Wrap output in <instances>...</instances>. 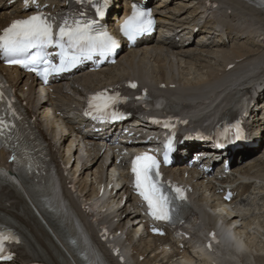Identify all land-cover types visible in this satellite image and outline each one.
Instances as JSON below:
<instances>
[{"label":"bare ground","instance_id":"1","mask_svg":"<svg viewBox=\"0 0 264 264\" xmlns=\"http://www.w3.org/2000/svg\"><path fill=\"white\" fill-rule=\"evenodd\" d=\"M208 1H210L209 4ZM157 13L160 15L159 20L164 21L168 29L171 30L190 22H194V25L203 22L235 34L230 36L232 43L228 46L219 43V39H216L215 42L219 44L215 46L191 47L189 44L183 45L182 42L179 46L174 42H161L157 45H151V49L150 46H147L141 51H133L126 58V62L136 66L133 69H136L139 76L146 81L153 78L152 81L172 82L179 87L181 93L186 90H200L216 92L218 96L233 95L239 97L238 95L241 94V96H247L248 99L261 101L264 97V12L240 0H161L157 5ZM186 33L185 29L180 32L181 36ZM165 46L168 49L163 54L161 50ZM139 53L141 56L138 58ZM150 62L153 64L151 68L148 67ZM143 68H145V72H143ZM131 70L118 66L112 70L110 75L101 78L95 74H82L76 78L75 85H79L85 90L92 89L101 83L114 82L122 76L136 74L132 73ZM243 77H247V79L241 83ZM46 103L48 107L54 104L48 100ZM75 103V100L74 102L71 100L63 102L64 105L72 106ZM34 105L35 102H33V107ZM259 105L263 106L262 103ZM58 106L61 105L58 104ZM48 107H44V113L49 111ZM262 113L264 114L263 111ZM52 121L56 123V119H52ZM51 126L52 123H47L46 128L49 131L47 129L45 131L50 132L54 139H58L57 136L68 131V124H60L57 132H54L53 129L51 132L49 129ZM256 129L263 133L264 122H258ZM261 138L264 139V136ZM259 145L256 146V149L259 148ZM86 153L87 157L94 163L99 161V158H95L97 151ZM65 155L66 159L61 158L62 160H67L69 149ZM243 155L244 153L239 154L241 158ZM245 155L247 156L245 163L239 164L236 169L252 180L254 179V183L258 180L259 184L252 191L254 194L252 197L250 196L251 203L258 205V207L257 212L254 208L250 209L251 207L242 208V212L225 211V222L227 224L236 223L237 226L233 232L241 235L237 236L239 240L246 237L245 241L248 243L246 244L243 240L244 245H240V242L236 241L235 251L237 255L230 252L227 256L233 260L230 264H264V241L259 239L260 236L264 239V234L261 233L264 231V215H262L264 213V158L262 156L264 157V155L254 158L256 155L253 157L249 151ZM240 157L238 160L241 159ZM237 161L235 163L238 164ZM86 162L87 159L81 163V175H79L76 183H71V180L75 179L73 175L66 178L67 189L76 185L80 192L85 194L91 192L92 183L88 186V191H85L86 179L82 177L84 174L92 173L91 168H85ZM99 166L100 164H98ZM98 167L96 166V168ZM103 177L102 172H100L94 179L97 178L101 181ZM208 187L210 188V186ZM248 187L250 186L248 185ZM242 188L246 190L247 186L244 185ZM242 195L243 193L240 196ZM212 198L217 202L220 200L215 193ZM250 214L253 216L248 217ZM258 240H260L259 243ZM157 242L159 241H147V244L152 246ZM171 247L173 249L169 255L166 256L167 251L160 248V254H156L155 257L148 256L146 260L157 264H170L171 261V264H204L203 259H201L203 256L200 255L195 258L196 262L193 263L186 257H181L173 245ZM134 251L135 260L144 252H138L137 249Z\"/></svg>","mask_w":264,"mask_h":264},{"label":"snow or ice","instance_id":"2","mask_svg":"<svg viewBox=\"0 0 264 264\" xmlns=\"http://www.w3.org/2000/svg\"><path fill=\"white\" fill-rule=\"evenodd\" d=\"M34 2V0H33ZM83 2V0H77ZM95 7V15L103 18L108 0H88ZM29 0H25V5ZM83 17V14H81ZM154 24L150 10L141 8L136 3L131 6V13L119 25L120 33L128 40L134 41L137 36L150 31ZM119 47L118 41L100 25L98 19L69 18L50 16L44 12H36L23 19L13 20L10 25L0 31V58H5L10 64H17L37 75L47 76L51 71H62L73 67L81 58L91 59L92 55L101 56L113 53ZM59 49L57 55L60 65H53L48 59L47 49ZM42 66V67H41ZM135 88L134 83L129 85ZM4 85L0 84V105L7 99ZM118 94L107 95L99 92L89 97L88 110L85 115L95 113L94 118L104 119L111 116L119 118L113 106L120 102ZM0 136L8 127L5 114L15 116L12 101L7 100V108L0 107ZM158 122V121H157ZM169 127L167 123L164 125ZM236 138L241 136L239 124L233 125ZM164 163H168V151L171 150V141L165 145ZM12 159L15 161L16 157ZM31 168V164H29ZM131 172L134 177L133 186L137 194L146 203L148 214L156 220L173 222L174 200L185 199L183 190L174 185H165L161 181L160 161L148 152L135 156L131 163ZM0 175H7L0 171ZM170 189L175 196L170 195ZM155 231V229H154ZM19 242L10 231L0 229V260H11L6 254V242Z\"/></svg>","mask_w":264,"mask_h":264},{"label":"rangeland","instance_id":"3","mask_svg":"<svg viewBox=\"0 0 264 264\" xmlns=\"http://www.w3.org/2000/svg\"><path fill=\"white\" fill-rule=\"evenodd\" d=\"M262 158H264V157L262 156ZM261 233H262V234H264V231H261ZM263 236H264V235H263ZM259 239H261L262 241H264V239H263V237H262V236H260V238H259ZM259 241H260V240H258V243H259ZM261 245H262V244H261Z\"/></svg>","mask_w":264,"mask_h":264}]
</instances>
